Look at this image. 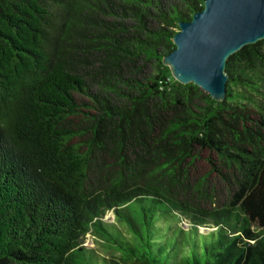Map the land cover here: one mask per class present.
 <instances>
[{
  "label": "trees",
  "instance_id": "16d2710c",
  "mask_svg": "<svg viewBox=\"0 0 264 264\" xmlns=\"http://www.w3.org/2000/svg\"><path fill=\"white\" fill-rule=\"evenodd\" d=\"M203 3L0 0V264H264V38L222 101L162 62Z\"/></svg>",
  "mask_w": 264,
  "mask_h": 264
},
{
  "label": "water",
  "instance_id": "95a60500",
  "mask_svg": "<svg viewBox=\"0 0 264 264\" xmlns=\"http://www.w3.org/2000/svg\"><path fill=\"white\" fill-rule=\"evenodd\" d=\"M178 27L163 64L177 82L192 83L222 101L228 57L264 38V0H204L203 8Z\"/></svg>",
  "mask_w": 264,
  "mask_h": 264
},
{
  "label": "rangeland",
  "instance_id": "374dc122",
  "mask_svg": "<svg viewBox=\"0 0 264 264\" xmlns=\"http://www.w3.org/2000/svg\"><path fill=\"white\" fill-rule=\"evenodd\" d=\"M141 64V63H139ZM143 69V66H142ZM147 69H150L149 67ZM80 101H86L85 98H79ZM75 121H78L77 119ZM196 153L198 154L197 159L194 161L193 165L190 167L189 170V176L190 181L194 182L198 178L207 175L213 168V165L211 164L212 161H214V155L206 150H196ZM208 184L210 188V194L213 196L212 201H208L204 203L205 206L213 207L222 204L227 200V197L229 196L228 192V186L227 184L220 178V175H218L217 172L212 171L208 176ZM104 220L106 222L112 223L114 221L113 215L108 212L104 216ZM183 228L187 229L188 225L182 223L181 224ZM210 229L207 228H201L200 233H207ZM85 244L90 247L94 248L99 254L104 255L109 258H119V254L117 252H113L111 250H108L104 248L100 241H96L90 234L86 236L85 238ZM168 246V245H167ZM169 250L171 252V255L174 254L176 249H173L172 247L168 246Z\"/></svg>",
  "mask_w": 264,
  "mask_h": 264
}]
</instances>
